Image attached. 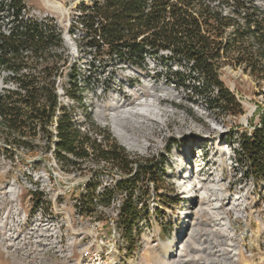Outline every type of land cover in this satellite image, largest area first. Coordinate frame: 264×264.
<instances>
[{"label": "rangeland", "instance_id": "374dc122", "mask_svg": "<svg viewBox=\"0 0 264 264\" xmlns=\"http://www.w3.org/2000/svg\"><path fill=\"white\" fill-rule=\"evenodd\" d=\"M56 1L65 13L43 0H22L18 19L48 18L59 29L62 43L50 50L65 58L57 60L52 76L58 103L72 116L85 110L90 125L109 133L135 161L151 160L160 178L158 185L144 177L134 185L135 196L144 186L149 194L133 231L136 245L123 249V264H264V202L258 200L263 184L253 192L247 163L234 152L240 133L251 131L264 115V75L223 61L219 78L241 106L239 114L225 113L211 107L215 92L203 89L204 80L185 60L147 56L140 68L115 54H95L77 19L80 5L92 0ZM7 4L0 0L4 34L18 25ZM11 78L0 67V87H12ZM118 100L134 112L123 115L139 127L113 121ZM5 132L0 126V264H72L92 233L107 237L113 226L105 210L93 215L75 210L95 161L67 167L44 149L43 138L33 139L36 150L29 151L9 143ZM123 135H134L135 144ZM250 195L255 204L234 205V196L243 201ZM238 238L249 247L235 254ZM70 249L73 257L66 255Z\"/></svg>", "mask_w": 264, "mask_h": 264}, {"label": "trees", "instance_id": "16d2710c", "mask_svg": "<svg viewBox=\"0 0 264 264\" xmlns=\"http://www.w3.org/2000/svg\"><path fill=\"white\" fill-rule=\"evenodd\" d=\"M23 7L22 0H10L8 10L18 25L9 34L0 31V67L14 74L11 79L17 87L0 92V126L6 131L5 139L17 147L34 151L36 146L32 140L41 137L45 140V150L54 143V157L67 167L80 165L78 160L91 159L105 161L122 170L123 181L119 182L117 190L123 189L126 193L123 230L129 247H134L133 231L141 214L140 206H144L149 191L144 186L140 195L135 196L133 188L142 177L149 183L159 184L155 165L151 160L135 161L109 133L92 124V130L103 135L104 143L80 132L71 111L65 107L57 116L54 139L49 127L58 101L52 76L59 67L57 60L65 58L61 54H50V50L61 45L62 38L48 18L19 21ZM79 10L77 19L95 54H115L129 65L144 68L145 57L162 58L159 51L168 49L171 54L166 58L188 62L191 70L204 80L203 89L215 92L210 98L211 107L225 113L239 114L241 106L219 78L223 61L244 66L251 74L264 75V28L237 30L226 42L218 41L217 37L229 21L213 13L201 0H92L89 5L81 4ZM221 50L238 54H220ZM32 67L38 69L32 71ZM71 77L78 91L75 70ZM71 95L81 100L76 93ZM235 151L239 159L247 163L245 174L264 180V115L251 131L240 133ZM93 194L94 184L89 182L87 193L79 198L81 213L95 209ZM110 194L111 191L99 196V202L105 204Z\"/></svg>", "mask_w": 264, "mask_h": 264}, {"label": "built area", "instance_id": "2783aa9c", "mask_svg": "<svg viewBox=\"0 0 264 264\" xmlns=\"http://www.w3.org/2000/svg\"><path fill=\"white\" fill-rule=\"evenodd\" d=\"M207 6H209L210 10L213 13L219 14L222 18H225L229 21V24L224 28L223 33L217 37L218 41L226 42L230 35H232L237 30H246L250 29L252 31H256L259 27L264 28V0H201ZM10 3L8 0L7 7ZM11 11V10H10ZM256 47V46H255ZM159 54H171V51L168 49H163L159 51ZM220 54H238L236 51L231 53H225L223 50L220 51ZM243 67L244 66H239ZM245 69V68H244ZM246 70V69H245ZM249 72V70H246ZM14 74L12 73V76ZM7 89H17L15 83L12 80V87H0V92H4ZM264 87L261 88V94L264 96ZM58 101V96H57ZM61 104L58 103L56 108V114L54 117V124L49 129L53 133V137L56 140V126H57V116L60 114ZM84 110L82 113L73 116V122L77 129L80 132L87 134L92 139H95L99 143H104L103 135L92 130V126L90 125V120H87V114ZM52 122V123H53ZM112 138V137H111ZM54 143L51 144L48 152L49 154L54 156ZM80 165H76L72 168L81 167L82 163L85 161L78 160ZM255 183H253L252 190L255 192L257 188H259V183L263 184L264 188V180H256L252 179ZM123 181V171L117 167H113L110 163L105 161L95 162V164L91 167L88 177H86L83 182V188L81 189V194L87 193V186L89 182H93L94 184V194H93V202L96 204L95 209L89 213H81L79 208V198L75 199V210L79 213V215H93L96 212H101L105 210L108 212L107 214L112 219V229L110 231L109 236L102 237L99 236L98 232L92 233L90 240L87 244L80 246L76 249L78 256L72 261V264H123V249H128L129 245L124 235L123 230V221H122V209L123 202L126 197V193L123 192V189L117 190V186L119 182ZM111 194L107 199L105 204L99 202L98 197L101 195L110 192ZM236 200L234 205L245 208L247 204L250 202L255 204L256 198H253L251 195L246 197L245 200L240 201V197H233ZM258 199V198H257ZM261 203L264 202V197L259 198ZM141 207V206H140ZM264 235V229H263ZM235 235V234H234ZM240 237V236H239ZM240 238L236 239L232 248L235 254H239V247L242 246L243 249L245 247H249L239 243ZM62 251V248L60 249ZM62 255V254H61ZM67 257H73L74 252L72 249L67 251Z\"/></svg>", "mask_w": 264, "mask_h": 264}, {"label": "bare ground", "instance_id": "6f19581e", "mask_svg": "<svg viewBox=\"0 0 264 264\" xmlns=\"http://www.w3.org/2000/svg\"><path fill=\"white\" fill-rule=\"evenodd\" d=\"M43 2H44V4L47 6V7H50V8H52V9H54V10H56V11H58V12H60V13H65V10L66 9H64L63 7H62V4H61V2H59V1H56V0H43ZM125 103V102H124ZM126 104V103H125ZM125 104H123V102L122 101H117V105L113 108V112H112V114H110V115H112V119H113V121L115 120V122L116 121H119V122H123V123H125V122H130V124L134 127V126H136V127H139L141 124H139V122H137L136 120H134V119H130L128 116H126V114L125 113H128V114H131L132 116H133V114H134V112L132 111V110H128V109H126V106L127 105H125ZM125 111V115H123V112ZM127 114V115H128ZM120 124H122V123H120ZM119 124V125H120ZM129 124V123H128ZM138 124V125H137ZM123 125V124H122ZM123 138L125 139V140H127V141H130L131 143H133V144H135V142H136V137L134 136V135H123Z\"/></svg>", "mask_w": 264, "mask_h": 264}]
</instances>
